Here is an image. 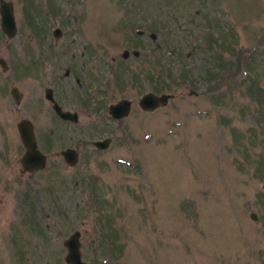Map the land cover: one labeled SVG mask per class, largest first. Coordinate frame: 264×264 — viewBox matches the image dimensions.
<instances>
[{"label": "rangeland", "instance_id": "1", "mask_svg": "<svg viewBox=\"0 0 264 264\" xmlns=\"http://www.w3.org/2000/svg\"><path fill=\"white\" fill-rule=\"evenodd\" d=\"M8 1L16 23L13 37L0 31V57L7 65L0 69V125L8 138L15 139L20 114L39 130L48 124L55 131L54 150L74 139L111 137L97 151H89L86 141L75 165L59 171L58 160L53 174L50 165L38 173L37 185L26 180L14 192L34 200L40 219L37 240L28 233L27 250L39 249L28 263L65 264L60 242L78 231L87 264H264V160L257 164L264 123L256 94L247 92H264V0H128L125 8L118 0H33L39 14L26 0ZM54 28L60 30L55 38ZM214 31L223 36V69L212 64L217 46L207 44L206 34ZM82 46L98 56L86 66L100 63L95 76L102 94L93 98H102L103 110L98 116L80 108L75 76L68 75L62 100L78 111V123L68 130L53 120L42 88L55 72L61 75L71 53L79 65ZM124 49L138 54L123 60ZM28 52L40 72L36 79L18 74L16 57L27 62ZM181 69L193 82L182 81ZM204 69L218 75L206 80ZM147 73L166 87L153 90ZM12 86L23 94L21 106L11 101ZM148 90L170 98L142 111L136 100ZM119 98L130 100V111L117 124L108 122L106 105ZM41 232L52 244L41 243ZM24 240L13 241L26 245ZM48 246L53 253L40 254Z\"/></svg>", "mask_w": 264, "mask_h": 264}, {"label": "flooded vegetation", "instance_id": "2", "mask_svg": "<svg viewBox=\"0 0 264 264\" xmlns=\"http://www.w3.org/2000/svg\"><path fill=\"white\" fill-rule=\"evenodd\" d=\"M8 1V0H7ZM10 2V1H9ZM11 3V2H10ZM12 4V3H11ZM27 4V2H26ZM28 8H30L27 5ZM13 9V5H12ZM15 19V18H14ZM16 24V23H15ZM2 33V32H1ZM3 34V33H2ZM4 35V34H3ZM5 36V35H4ZM82 52L78 58H81V61L79 65L77 64V61L74 59L75 55L74 53H71L70 58L71 61L69 64L66 66V68L63 70L61 75L59 76L58 72H55L54 76L51 77L52 81L48 80L45 82L43 88H42V101L46 105H48L49 111L53 117V120L58 121L59 123H62L66 129L70 130L71 125H75L78 123V111L77 109H73L68 105H65V103L62 100V91H63V84L64 81L67 79L68 75L75 76L76 82H77V88H78V95H76L77 99L79 100V107L83 108L84 110H89L93 114H97L98 116H101V111L103 110V101L102 98H93L97 96L98 94H102V91L98 88L97 86V78H96V66H100L99 61H97L98 64L96 65H89L88 69L86 64H89L92 62V60L96 61L98 59V56H94V52H92L91 48H87L86 46H82ZM84 50V51H83ZM126 51V53L124 52ZM134 51V50H132ZM132 51L128 50H123L120 54V58L125 60L127 57L131 54L133 57L136 55L132 54ZM86 53L84 60L82 59L83 55ZM138 54V52H137ZM31 53L28 52V58L30 59L27 62L21 61L18 57H16L17 60V67L21 68V71L18 72V74L24 75V76H31V78H38L40 72L39 71H34V69H37V67L34 64V60L31 57ZM0 60H2L3 65L0 64V69L2 71H5L7 69L6 62L3 58L0 57ZM89 60V61H88ZM113 60V59H111ZM117 66V64H116ZM120 67L116 68L119 69ZM150 74V73H147ZM148 75H146L147 77ZM144 79L145 75L143 76ZM117 78V77H116ZM80 80V81H79ZM136 82V81H134ZM148 82H150L148 80ZM94 84V85H93ZM62 85V87H61ZM60 88V89H59ZM14 89V95L11 93V91ZM151 91V90H148ZM147 92V91H145ZM145 92H143L141 95H143ZM141 95L138 97V99L141 97ZM9 96L11 98V101L13 104L16 106H21L23 102V94L20 92L16 87L12 86L9 88ZM29 98L31 101H33V96L32 94L29 95ZM125 99L128 102L129 105V110L131 108V102L130 100L126 98H119L114 102L108 103L106 105V116H107V121L111 122L114 121L116 124L121 121V119L125 118L126 116L122 118H115L111 116L108 113V106L110 104H114L115 102ZM138 99L136 100V105L139 108L137 102ZM38 103V101H37ZM31 105V104H30ZM53 105H56L60 111H66L69 113H73L75 115V120L72 121L71 119H63L61 118L58 114H56ZM140 109V108H139ZM141 110V109H140ZM143 111V110H142ZM146 112V111H145ZM48 112H46L47 115ZM43 116L41 117L43 120L46 117ZM40 118V119H41ZM101 119V117H98V121ZM27 121L31 125V130L33 133V138L35 142L36 149L41 153V155L44 157V165L42 168L34 167V161L32 162V159L30 161H24L23 163V157L25 155L26 149L21 141V138L19 136L18 130H17V124L21 121ZM100 124V122H99ZM98 124V125H99ZM92 127V125H91ZM14 128L16 131V136L15 139L13 140L12 137L11 139L8 138V136L5 133L4 126L0 125V254L4 255V257L1 258L0 264H31L30 262L28 263V259H35L34 254L36 252H39V249L36 250L35 252H29L27 250L28 245L30 244L29 240H31V235H28V233L34 235V240H37V233L36 231L39 228V215L38 212L36 211L37 209L34 208V200L27 198L22 200V195L17 194L20 193L22 190V183L27 180L29 182L28 184L32 186L33 184H36V177L38 173L43 172L47 169L48 166L51 165L52 169V174L55 169V164L56 161L60 160L59 166L60 169L59 171H63L66 166H72L70 164V159L67 157L65 159L64 155H62V151L66 149H72L75 154H76V162L78 161L79 153H80V148L82 145L87 141L90 144L89 151L90 149L94 150H101L107 148L111 141V137L109 136H102L99 138L95 139H88V140H81L80 139H74L75 142L73 144L64 146L62 148H57L54 150L53 145L56 146V143L58 144L59 140H55L52 137H59L56 135L54 130H50L49 125L47 124L46 127L41 128L40 130L38 129V123L35 122V120L26 117L24 114H20L18 120L14 124ZM94 131L97 132V126L95 125L93 127ZM53 129V128H52ZM38 131V132H37ZM100 131V130H99ZM65 133V131H64ZM64 139L70 141L71 136L69 132H66V135L63 136ZM107 139V143L105 148H98L97 146L94 145V142L97 141H104ZM53 155V156H51ZM73 164V165H75ZM16 189H19V192L14 194ZM10 195L12 199L7 200V195ZM18 195V196H17ZM17 196V197H16ZM16 199V200H15ZM14 203V204H13ZM37 203V202H36ZM7 212L10 209L9 213L13 216V218H7V213H6V208ZM36 211V212H35ZM15 213L16 215L14 216ZM47 215V214H46ZM48 217V216H47ZM60 215H57V219H60ZM7 221V223H6ZM46 228V224H45ZM43 233H45L43 231ZM41 232V243L42 244H47L51 242L52 244V239H50L48 236H45ZM13 234V235H12ZM70 235V233L67 235V237ZM65 237L61 242V247L64 249L65 254L63 256V261L65 264H69L65 261V255L67 253V248L64 245V241L66 240ZM29 238V239H28ZM16 239H27L24 240L26 245H18L16 246V242L13 240ZM11 242H10V241ZM13 242V243H12ZM33 243V241H32ZM50 247V248H49ZM7 250L5 251V249ZM26 248V252L23 251ZM44 251H40V254H52L53 253V246H48V247H42ZM34 250V249H32ZM31 250V251H32ZM7 255H9V259H6ZM6 256V257H5ZM15 258H14V257ZM4 258V259H3ZM15 259V260H13Z\"/></svg>", "mask_w": 264, "mask_h": 264}, {"label": "water", "instance_id": "3", "mask_svg": "<svg viewBox=\"0 0 264 264\" xmlns=\"http://www.w3.org/2000/svg\"><path fill=\"white\" fill-rule=\"evenodd\" d=\"M0 31L5 35L6 38H11L15 35L16 32V24L13 15L12 4L7 0H0ZM52 36L55 38L60 35V30L58 28H54L51 31ZM153 37V34L152 36ZM126 53V51H124ZM133 55H137V51H132ZM0 64L3 65L2 60H0ZM14 95V89L11 91ZM170 98V94L159 93L155 94L151 91L145 92L138 99V106L143 111H153L158 107L164 106L168 99ZM53 108L61 118L63 119H71L75 120V115L73 113H69L66 111H60L56 105H53ZM129 110L128 102L125 99H121L114 104H110L108 106V113L115 118H122L127 115ZM17 130L21 141L26 149L25 155L23 157L24 161H34L35 166L38 168H42L44 163V157L41 153L36 149L33 133L31 130V125L27 121H21L17 124ZM107 143V139L104 141L94 142V145L98 148H105ZM64 155L65 159L69 157L70 164L73 165L76 162V154L72 149H66L61 152ZM261 187L264 189V180L261 183ZM250 218L252 220L255 219V214L253 212L250 213ZM79 233L78 231H73L64 241V245L67 248V253L65 255V261L69 264H87L86 262L81 260V254L79 250Z\"/></svg>", "mask_w": 264, "mask_h": 264}, {"label": "trees", "instance_id": "4", "mask_svg": "<svg viewBox=\"0 0 264 264\" xmlns=\"http://www.w3.org/2000/svg\"><path fill=\"white\" fill-rule=\"evenodd\" d=\"M118 1H120V4H122L123 5V8H125V4L124 3H127L128 0H118ZM129 1H133V3L136 2V0H129ZM26 2H27V5L30 7V8H28L30 11L31 10H34L37 14H39V11H38V9H36V5L34 4V1L33 0H26ZM124 12H125V10H124ZM212 20H213V18H212ZM214 20H216V19L214 18ZM209 22L210 21H208V23ZM221 34H222V32H220V31H214V33H207L206 34L207 41H208L207 44L210 43V42H213V46H217V51L215 52V54L212 57L211 56L210 57L212 59V64L215 67L217 66L219 69L226 68V66L223 64V62H222V60H221V58L219 56V54H221L220 52H222V50H223L222 47H221L222 50L218 49L223 44V36ZM213 35H214V39H212V36ZM174 43L177 46L178 43H179V41L176 39V41ZM207 44H205V45L207 46ZM225 46H233V45H231L230 43H227L226 42ZM227 50H229L228 47H227ZM156 63L158 64V62H156ZM237 68H239L238 63L236 64V69ZM162 72L163 73L165 72V74H164L165 76L171 77V73H170L169 70L164 69V71H162ZM158 73H159V71H158ZM178 73H179L178 75L182 79V81L183 80H187L188 82L189 81L193 82L192 77L188 74V70L181 69ZM202 73H203L202 76L205 77L206 80H208L210 78H214V77H216V75H218V74H215L213 71L212 72L211 71L209 72L208 69H204L202 71ZM204 74H206L207 76H204ZM229 74L230 73H226L223 76H221L220 78H218L219 79V84L222 83V82H224V80L227 78V76ZM146 75H148V76L146 77ZM145 78H147L150 82L153 83V88L155 87V89H153V90H155V91L166 87V85L164 84L162 78L159 77V76L153 77V75H151V74H145ZM132 80L133 81H137L136 75H134L132 77ZM219 84L217 83V85H219ZM215 86H216V84L213 85V87H215ZM250 88L251 87H249L247 89V92L250 95L256 94V96L258 98V103H257L258 105L256 106L255 109H256V112L258 113V115L260 116L261 121L264 123V92L261 91V90H258V89H256V91H255V89L254 90L252 89L253 91H251ZM252 131H253L252 132V135H253L254 132H255V129L252 130ZM262 140L264 141V138ZM263 160H264V154H262L261 156H259V161L257 162V164H260L261 165V163H262ZM258 170H260V168Z\"/></svg>", "mask_w": 264, "mask_h": 264}]
</instances>
